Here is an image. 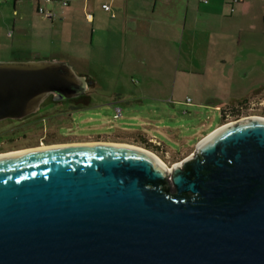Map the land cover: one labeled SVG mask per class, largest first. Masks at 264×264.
Wrapping results in <instances>:
<instances>
[{
  "label": "water",
  "instance_id": "water-1",
  "mask_svg": "<svg viewBox=\"0 0 264 264\" xmlns=\"http://www.w3.org/2000/svg\"><path fill=\"white\" fill-rule=\"evenodd\" d=\"M88 86L64 61L0 62V121ZM0 264H264V119L220 127L170 169L102 142L0 155Z\"/></svg>",
  "mask_w": 264,
  "mask_h": 264
},
{
  "label": "crops",
  "instance_id": "crops-1",
  "mask_svg": "<svg viewBox=\"0 0 264 264\" xmlns=\"http://www.w3.org/2000/svg\"><path fill=\"white\" fill-rule=\"evenodd\" d=\"M103 4L110 6V12L102 9ZM38 6L51 10L55 16L46 20L39 15L41 25L29 26L27 19L31 13L37 14ZM88 14H92L91 19L87 18ZM233 27L238 31L236 46L264 52V0H241L233 12L227 0H208L206 4L198 0H71L66 7L57 0L49 3L43 0H0L1 52L30 56L31 48L38 50L44 40L50 38L52 41L46 47L54 42L59 46V57L53 60L70 64L90 82V86L99 85L96 77L93 79L89 74L91 62L106 69L118 64L115 69H125L131 82L136 77L129 71L138 72L140 77L137 80L152 88L171 81L180 87L193 86L195 81L191 78L204 74L195 72L198 69L194 68L192 58H175L177 47H185L187 52L202 48L220 49L225 40L234 37ZM93 47L98 48L96 54L91 53ZM230 50L227 59L204 56L201 61L204 70L221 72L228 62L233 63ZM247 61L253 66L249 71L253 76L249 79V74H246V78L253 84L262 82L264 77L254 75V72L258 65L264 66V58L244 61L240 58L239 67H244L242 62ZM211 74L215 75L214 72ZM220 78L225 83L233 81L234 76L221 75ZM119 80L123 78H116L117 82ZM122 102L129 103V99ZM111 104L115 105L116 101ZM223 107L222 104L214 105V109L219 111ZM129 118L140 123L135 120V125L116 128L119 134L113 140L100 141L155 153L168 149L157 138L160 134L168 138L174 136V128L169 129L166 125L159 128L156 122H161V119L152 120L148 115H129ZM137 125L141 126L140 130L136 129L139 128Z\"/></svg>",
  "mask_w": 264,
  "mask_h": 264
},
{
  "label": "rangeland",
  "instance_id": "rangeland-1",
  "mask_svg": "<svg viewBox=\"0 0 264 264\" xmlns=\"http://www.w3.org/2000/svg\"><path fill=\"white\" fill-rule=\"evenodd\" d=\"M34 10L35 9H33V12H35ZM27 24H29V26L36 25L39 27V25H41L39 15L31 13L30 17L27 19ZM232 30L235 31V33L232 34L235 38L233 37L225 40L223 46H220V49L213 50L211 48H202L200 50L195 49L194 51L192 50V52H190V50L187 52L185 47H182V49L177 47L175 58L187 57L189 60L192 58L194 68L198 69L195 70V72L200 71L199 73L204 74L199 78L196 76L191 78V80L195 81V85L193 86L188 85L180 87L176 85L174 81H171L167 82L164 86L152 88L144 85L142 81L137 80V77H140L138 72L129 71L134 74L133 77H136L133 82H131L128 74L125 73V69H115V66L117 67L118 64H113L114 68L112 66V68L106 69L91 62L89 74L93 79L96 77L99 85L88 87L87 95L90 99L87 105L80 106L81 108L74 113L70 107H67V103L55 105L54 102L46 101L40 107L37 114H40V117L44 119L40 121V126L45 127V133H52L53 125L59 126L58 131H56L55 128L56 134L54 140H49L47 143L52 144L54 141H57L56 143H61L64 141L66 144H72L101 142V139L106 141L113 140L116 135L119 134L116 128L121 129L126 125L140 123L137 119L129 118V115H148L152 120L161 119V122H156L157 127L162 128L166 125L169 129L174 128L176 134L170 138L162 134L158 136L157 139L168 148L167 150H163L160 153L147 150L152 152L168 169L179 164L181 161L191 156L195 152L197 144L209 136L213 131L224 125L237 122L236 118L221 119L220 111L215 110L214 105L222 104L224 106L223 108H225L227 104L232 103V100L241 97L247 92L249 94V92H251L250 89L256 88V85L264 81V79H262V82L253 84L252 81L249 80L251 76H253L249 74L253 66L249 64L248 61L247 63L242 62V64H245L244 67H239L240 58L241 61L248 58L254 59V57L264 58V52H253V50H251L252 48H246L242 45L236 46L235 42L238 39V31L236 32L235 28ZM49 41L51 42L52 40L50 38L47 41L44 40L38 50L31 48L30 50L32 53L30 56L13 55L8 54V52L5 53L0 51V62L28 60L60 61L53 60L59 57L57 54L59 52L57 42L51 43V46L46 47ZM230 48V58L233 63L228 62V65L223 68L221 72L215 70L207 72L204 70L205 67L201 64L204 56L215 59H227ZM97 49L98 48L93 47L91 53L96 54ZM237 60L238 63L235 64ZM109 67H111V65H109ZM258 67L254 75L259 74L264 77V66L258 65ZM212 72L215 73L214 76L211 74ZM210 74L211 76H209ZM246 74H249V79L246 78ZM221 75H233L234 79L231 82L226 81L222 83L220 81ZM116 78H123V80L117 82ZM135 80H137V82H135ZM186 98H189V104L186 103ZM123 99H129V103L122 102ZM113 101H116L115 105L118 107L111 104ZM116 108H119L122 114L118 119L114 118ZM65 112L73 114L72 117L69 119L66 118L65 120L59 118L58 120H54V118H52L51 121V118L48 119L49 116H47L48 114H52L54 117L57 115L59 117V114H65ZM251 114L256 113L251 112ZM135 120H137V122L133 123ZM140 127L141 126L136 129L140 130ZM41 132L42 130H31L27 136L28 138L5 146L0 144V152L7 151L13 153L11 151L18 152L15 151L17 149L31 148L33 146L38 147L42 144L45 145V143H39L41 141L39 136H42ZM7 136V138L17 137L15 133L7 134ZM37 139H39V145H35ZM161 146L162 144L159 143V147Z\"/></svg>",
  "mask_w": 264,
  "mask_h": 264
},
{
  "label": "flooded vegetation",
  "instance_id": "flooded-vegetation-1",
  "mask_svg": "<svg viewBox=\"0 0 264 264\" xmlns=\"http://www.w3.org/2000/svg\"><path fill=\"white\" fill-rule=\"evenodd\" d=\"M89 82V81H87ZM90 86V82H89ZM88 86V87H89ZM251 92L245 93L241 97L232 100L231 104H227L225 108H222L220 110L221 119H228V118H236L237 121L244 120L248 118H261L264 119V81L260 83L259 85H256V88L250 89ZM88 92V91H87ZM86 94L77 97L75 99H70L67 101L62 102H54L52 100V96L46 99V101L54 102L55 105H62L67 103V107H70L72 112H76L80 106L87 105V102L89 101L90 97ZM45 101V102H46ZM44 102V103H45ZM43 103V104H44ZM89 103V102H88ZM42 104V105H43ZM41 105V106H42ZM39 111V110H38ZM38 111L34 114L27 115L21 119H5L0 121V144L3 146L21 141L22 139L28 138V134L31 130L40 131L42 130L41 134L42 136H39L40 142L39 143H45V145H40L38 147H45V146H52V145H66V143H56L57 141H54L51 143H47L49 140H54L56 131L59 130V126H52L53 131L52 133L46 132L45 133V127L40 126V121L44 120L42 117H40V114H37ZM251 112H254L256 114H251ZM45 115V114H42ZM73 114H68V112H65V114H59L54 117L52 114H48V119L52 121V118L65 120L66 118H71ZM56 125V124H55ZM43 128V129H42ZM56 128V131H55ZM15 133L17 137H10L7 138V134ZM5 139V140H4ZM36 141L35 145H39L38 140ZM44 141V142H42ZM38 147H31V148H24V149H17L15 151H22V150H28V149H34ZM14 152V151H11ZM8 154L7 151H1L0 155Z\"/></svg>",
  "mask_w": 264,
  "mask_h": 264
},
{
  "label": "built area",
  "instance_id": "built-area-1",
  "mask_svg": "<svg viewBox=\"0 0 264 264\" xmlns=\"http://www.w3.org/2000/svg\"><path fill=\"white\" fill-rule=\"evenodd\" d=\"M45 3H49L50 1L52 0H43ZM59 1V3L63 6V7H66L68 5V3L71 1V0H57ZM200 3H203V4H206L208 2V0H198ZM241 0H227V3L230 5V11L233 12L234 11V6L236 4H238ZM102 9L105 10L106 12H110V6L108 4H103L102 6ZM37 14L40 15L43 19H46V20H51L54 18L55 14L51 11V10H48L46 8H44L43 6H38L37 9ZM91 14H88L87 15V18L88 19H91ZM113 17V15H112ZM11 35V32L8 33V36ZM187 101H189V99H187ZM115 115H114V118L115 119H118L121 117V110L119 108H116L115 109ZM154 144H156L157 146H159V143L157 142H154Z\"/></svg>",
  "mask_w": 264,
  "mask_h": 264
},
{
  "label": "bare ground",
  "instance_id": "bare-ground-1",
  "mask_svg": "<svg viewBox=\"0 0 264 264\" xmlns=\"http://www.w3.org/2000/svg\"><path fill=\"white\" fill-rule=\"evenodd\" d=\"M9 154V153H8ZM4 155V154H3ZM154 157L159 161V163L161 164V166L165 167L164 164L154 155ZM167 168V167H165Z\"/></svg>",
  "mask_w": 264,
  "mask_h": 264
}]
</instances>
